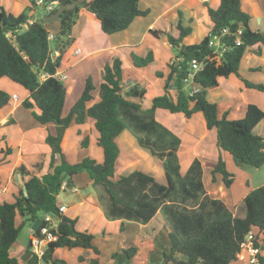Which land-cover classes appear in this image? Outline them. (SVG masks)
Returning a JSON list of instances; mask_svg holds the SVG:
<instances>
[{
  "label": "trees",
  "instance_id": "trees-1",
  "mask_svg": "<svg viewBox=\"0 0 264 264\" xmlns=\"http://www.w3.org/2000/svg\"><path fill=\"white\" fill-rule=\"evenodd\" d=\"M34 1L30 0L32 6ZM72 1L44 0L57 6ZM84 6L96 10V13L86 10L83 13L98 19L101 30L107 34L126 29L136 16L148 13L147 9L139 7V0H91L84 1ZM30 9L13 15L0 8V78L6 77L27 90L28 96L21 101V106L30 110L38 124L53 123L54 132L45 137L50 148L46 169H43L42 162H36L30 168L24 164L18 165L19 173L29 177L22 181V188L13 195L11 202L3 200L0 205V264L17 262L9 250L17 240L20 225L28 220L32 227L40 214L45 213L59 218L57 239L49 242L41 260L25 248L21 263L68 264L64 259L54 257L55 249L81 247L94 253L87 264H100L99 249L92 241L93 233L76 230L75 219L58 212L57 195L62 183L70 187L73 176L83 171L92 180L107 218L146 223L157 211L161 213L169 240V249L163 252L162 263L172 257L179 264H233L240 243L250 229L255 230L256 234L261 233L264 240V185L249 190L243 197L244 215H234L221 199L206 193L197 158L192 160L185 174L180 172L178 148L181 139L154 116L156 108H164L172 113L183 112L186 117L201 112L207 128L216 129L217 146L230 154L236 165L256 168L264 165V136L253 131L264 118V111L258 105L249 103L243 117L228 119L223 115L219 118L217 104L207 99L208 90L218 85V78L230 75L238 77L244 87L264 91L263 84L253 83L239 74V63L247 48L252 45L264 46V31L250 27L251 16L242 10L240 0H220L216 7L208 6L207 14L212 27L195 43L180 44L190 33L191 27L185 25L180 17L177 19L176 34H165L167 41L177 48V60L169 64L164 92L153 97L147 109L126 97L135 95L136 89L123 90L121 60L115 57L103 67L98 88L99 100L88 105L93 99L94 86L91 77H87L80 96L66 114H63V106L68 84L53 74L71 42L69 34L80 5L59 15L60 27L52 40L54 49L58 51L54 59L51 58L49 31L43 19L28 22ZM24 24L27 26L21 30ZM8 31L14 35V39L6 35ZM150 32L156 36L160 33L154 29ZM215 36H219L226 48L221 54H217L210 44ZM152 58L151 51L144 57L132 55L136 66L146 65ZM192 61L202 64L194 73ZM42 73L49 75L41 79ZM189 74H192L193 83L198 85V90L192 94L184 90ZM171 86L176 89L175 98L168 92ZM10 99L11 95L0 89V108L7 105ZM87 116L94 119L103 160L96 162L91 157H83L71 163L61 149L63 133L72 121L82 123ZM124 128L129 129L142 146L162 160L165 184L139 170L113 178L119 153L115 137ZM87 141L84 138L82 145H86ZM3 152L7 155L12 149L7 147ZM211 167L213 181L214 174L220 173L225 187L232 184L235 174L227 169L220 155ZM17 217L21 220L20 225H16ZM137 249L136 246H129L121 249V252L131 259ZM117 254L114 252L112 259ZM82 261L83 257L78 256L75 264Z\"/></svg>",
  "mask_w": 264,
  "mask_h": 264
},
{
  "label": "crops",
  "instance_id": "crops-1",
  "mask_svg": "<svg viewBox=\"0 0 264 264\" xmlns=\"http://www.w3.org/2000/svg\"><path fill=\"white\" fill-rule=\"evenodd\" d=\"M219 1L139 0V7L143 10L147 9L148 13L136 16L126 29L111 34L103 32L99 20L84 14L85 9L80 6L75 23L70 30L71 42L62 54L57 69L58 74L65 76L62 80L68 84L63 114L69 111L68 108L80 96L87 77H91L94 86L93 99L88 105L99 100L98 88L102 81L103 67L111 63L115 57L121 60L123 90L127 92L131 88L136 89L135 95H126V97L137 101L143 109H147L151 105L152 98L164 92L165 78L170 71L169 64L177 60V48L167 41L165 34H176L175 24L180 17L185 25L191 27L190 33L183 38L180 44L200 41L212 27L207 7H216ZM246 1L247 4H242V0L240 3L242 10L251 16L250 27L264 31V0ZM53 6L57 7V4ZM29 7H31L28 10L29 23L42 19L48 14V12L41 13L40 7L32 6L30 0H0V8L13 15H18ZM44 24L53 34L58 32L60 27L59 20L44 21ZM26 26L24 24L21 30ZM151 29L158 30L159 35L152 34ZM150 51L153 58L149 63L143 66L133 64L132 55L144 57ZM239 74L253 83L264 85L263 45L260 47L252 45L247 48L239 63ZM234 76L218 78V85L207 92V99L217 104L218 117L226 115L228 119L241 118L249 103L258 105L264 111V91L245 88L241 80L238 77L235 79ZM11 83L8 78H0V89L6 90L11 95L10 102L0 108V149L10 147L12 152L7 156H13L16 152L14 166L24 164L30 168L32 164L42 162L45 170L50 148L44 138L46 134L54 132V124H38L31 112L21 106V101L28 96V91L23 88L21 94L10 93L8 87L15 85ZM233 84L238 87L237 95L239 96H231L228 91L224 90ZM194 87L198 85L193 83L192 75H189L184 83V90L189 92ZM168 92L175 98L176 89L174 87H169ZM236 98L238 103H235ZM154 116L157 121L181 139L178 158L182 174L186 173L192 160L197 158L201 164L202 183L206 193L211 197L221 199L230 210L238 204H243V197L246 193L257 186L250 185V175L242 169L243 166L232 164L231 155L219 149L216 143V129L207 128L201 112L186 117L183 112L172 113L164 108H156ZM34 131L40 134L39 142L33 137L30 138V134ZM253 131L264 136V118L254 127ZM98 135L93 118L87 116L82 123L72 121L65 129L61 140V149L67 160L75 163L83 157H91L96 162H101L103 149L98 144ZM84 138L88 140L86 145H82ZM26 139H29L30 143L25 151ZM115 142L119 153L114 165V179L139 170L154 177L160 183H166L162 160L149 148L142 146L129 129L124 128L115 137ZM30 154L28 159L27 156ZM219 155L225 160L227 169L235 174V179L229 187L224 186L220 173H215L214 181L212 180L211 164L217 161ZM241 175L248 189L235 197L232 187L237 181L236 178ZM28 177L23 175L21 182ZM72 181L70 187L63 186L60 189L57 203L66 206L63 215L75 219L76 230L93 233L92 241L99 249L100 264L111 262L114 264H149L153 255L160 258L159 264H161L163 252L169 249V240L167 226L159 211L146 223L128 219H109L105 216L103 204L99 201L97 191L92 186V180L88 174L84 171L79 172L73 176ZM98 190L102 193L100 188ZM243 215L244 212L240 216ZM129 246L138 248L131 259H127L121 252V249ZM57 249H55L54 257H57L55 254ZM73 249L75 261H72V264L77 262L78 256L83 257L81 264H87L90 257L94 255L91 249L81 247ZM114 252L118 254L115 259H112Z\"/></svg>",
  "mask_w": 264,
  "mask_h": 264
},
{
  "label": "rangeland",
  "instance_id": "rangeland-1",
  "mask_svg": "<svg viewBox=\"0 0 264 264\" xmlns=\"http://www.w3.org/2000/svg\"><path fill=\"white\" fill-rule=\"evenodd\" d=\"M242 2H243L242 4H247L246 0H242ZM37 7H40L41 13H43V14L46 13V10L43 6H37ZM50 47H51L52 51L55 50L53 41H50ZM3 78L6 79L5 77H3ZM234 78L236 79V76H234ZM10 82H12V81H10ZM13 84H15V85H12V87H8L10 93L15 92L16 94H21V91H23V87L17 83H13ZM229 86H231V87H229ZM229 86H228V88H225L224 90L228 91V93L231 96L237 95L239 92L238 87H236L234 84L229 85ZM245 88H247V87H245ZM72 95H73V92L71 93V96ZM237 96H239V95H237ZM238 102L239 101L236 98L235 103H238ZM72 104H71V106H72ZM70 107L68 109H70ZM26 110L28 112L30 111L29 109H26ZM4 129L7 130V133H8V129L6 127ZM30 136H31L30 138L33 137L36 139V141L39 142L40 134L38 133V131L37 132L34 131L33 133L30 134ZM40 142H41V140H40ZM29 143H30L29 139H26L25 140V146H24L25 151H26V148H27ZM15 145L17 146V142L15 143ZM1 150L3 152L4 148L0 149V179H1L0 182L5 186V192L1 195V198H2V200L11 202L13 200V197H14L13 195L17 194L18 189L22 188L21 180H23L22 179L23 175H21L19 173V170L17 169L18 165H20V164H18L16 166L13 165V163L16 162V152H15V155H13V156L12 155L7 156L6 154H4V152L1 153ZM29 156H31V154L27 156L28 159H29ZM230 158H231L230 160H231L232 164H234L232 157H230ZM242 169L250 175V182H249L250 185L259 186L260 184L264 183V167H261V169H260V168H256V167H253L250 165H244ZM236 179H237V181L235 180L236 182L234 183V185L232 187V193L235 194V197H237L239 194H241V192H243L245 189H248L246 187L247 184L245 183V180L243 179V175L239 176ZM248 179H249V177H248ZM231 211L236 216L242 215V213L244 212L243 204H238V205L234 206L231 209ZM41 216H43V215L40 214V217ZM20 223H21V220L17 217L16 225H20ZM31 235H32L31 224L28 220H25L23 222V224L20 225V231H19L16 242L12 245V247L9 250L10 255L13 256L15 259H17V261L23 262L21 260V255H22L24 249L27 248V244H28V241H29ZM104 244H105V242H104ZM73 250H74L73 248L68 249L66 247H59L56 250L55 254L57 255V257L61 256L68 263L72 264L73 263L72 261H75V258H74L75 252ZM176 256L179 257V255H177V254H176ZM159 263H160V258L153 255V258L150 260L149 264H159ZM161 264H163V263L161 262ZM233 264H241V263L235 262Z\"/></svg>",
  "mask_w": 264,
  "mask_h": 264
},
{
  "label": "built area",
  "instance_id": "built-area-1",
  "mask_svg": "<svg viewBox=\"0 0 264 264\" xmlns=\"http://www.w3.org/2000/svg\"><path fill=\"white\" fill-rule=\"evenodd\" d=\"M56 3H45L44 0H35L34 6H43L46 12H51L55 7L53 6ZM226 29L223 30L225 32ZM6 35L11 39H14V35L11 32H7ZM54 34L52 32L48 33V40L52 41ZM240 42L239 39L236 41ZM211 46L214 47V51L217 54H221L226 48L219 40V36H215L210 42ZM58 55V51L54 50L51 52V58L54 59ZM202 64L198 61H192V70L193 73L200 69ZM49 74L42 73L41 78H45ZM192 75V74H189ZM54 77L59 78L60 80L64 79V75H60L57 71L53 74ZM198 90V87H194L189 91V94H192ZM15 97V95H13ZM65 186V183H62L61 188ZM5 192V186L0 182V205L2 203L1 195ZM66 210V206L63 204H58V212L63 214ZM59 218L57 215H52L49 213L43 214L41 216V222L30 236V251L36 255L38 260H41L43 253L49 244V242L55 241L57 239L56 230L58 226ZM179 259L178 256H176ZM234 262H240L241 264H264V240L261 233L256 234V231L250 229L244 236L242 242L240 243V249L235 254ZM13 264H23L20 261H17ZM163 264H179L176 259L170 257ZM199 264V263H197Z\"/></svg>",
  "mask_w": 264,
  "mask_h": 264
},
{
  "label": "water",
  "instance_id": "water-1",
  "mask_svg": "<svg viewBox=\"0 0 264 264\" xmlns=\"http://www.w3.org/2000/svg\"><path fill=\"white\" fill-rule=\"evenodd\" d=\"M77 5H80V6H83L84 9L87 11V12H90V13H96V10L93 9L91 6H84V0H74L72 2H69V3H65V4H61V5H58L56 10H54L53 12H50L46 15L43 16V21L45 22H52V21H55V20H58L59 18V15L65 11V10H68V9H73L74 7H76ZM41 222V217H38L33 225H32V230L35 231L36 228L38 227V225L40 224ZM27 248L29 249L30 248V240L28 241V244H27Z\"/></svg>",
  "mask_w": 264,
  "mask_h": 264
}]
</instances>
